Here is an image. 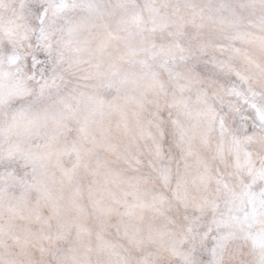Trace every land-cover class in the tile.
<instances>
[{"label":"snow or ice","instance_id":"snow-or-ice-1","mask_svg":"<svg viewBox=\"0 0 264 264\" xmlns=\"http://www.w3.org/2000/svg\"><path fill=\"white\" fill-rule=\"evenodd\" d=\"M0 264H264V0H0Z\"/></svg>","mask_w":264,"mask_h":264}]
</instances>
